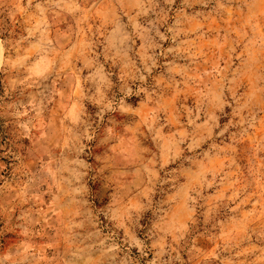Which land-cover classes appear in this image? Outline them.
<instances>
[{
  "label": "clouds",
  "instance_id": "obj_1",
  "mask_svg": "<svg viewBox=\"0 0 264 264\" xmlns=\"http://www.w3.org/2000/svg\"><path fill=\"white\" fill-rule=\"evenodd\" d=\"M198 220L264 264V0H0V264H191Z\"/></svg>",
  "mask_w": 264,
  "mask_h": 264
},
{
  "label": "rangeland",
  "instance_id": "obj_2",
  "mask_svg": "<svg viewBox=\"0 0 264 264\" xmlns=\"http://www.w3.org/2000/svg\"><path fill=\"white\" fill-rule=\"evenodd\" d=\"M225 111H228V109H225ZM227 120L228 117L222 116L220 117L218 123L223 125L227 122ZM6 136L7 133L5 131V138ZM227 143L228 141L226 140L223 142L217 140L215 144H212L211 142L201 141L199 145L194 148V151H208L209 148H214L217 146L221 150H224V145H226ZM177 163H179V160H177ZM226 163L227 161L224 160L223 157H216L214 160L211 161V166L219 170ZM221 175H223V172H221ZM208 191L209 193H211L212 189L210 188ZM228 195H231V193H228ZM236 195L238 197L237 203L240 205L241 215L247 216L249 218H251L254 214L257 216L259 215V204L257 203L254 197L250 196L248 199L245 200L243 197H239V193H237ZM258 223L259 221H257V224ZM197 231H203V226L199 220L195 226L189 229V236L191 237V239L189 240L187 247L181 253L182 257L185 259V261H191V264H195V259L197 258L195 256V253L198 250L203 255V258L205 260H208L210 264H216L218 258L212 255L215 245L208 239L196 238ZM133 251L136 250L133 249ZM148 258H151V253H149Z\"/></svg>",
  "mask_w": 264,
  "mask_h": 264
}]
</instances>
